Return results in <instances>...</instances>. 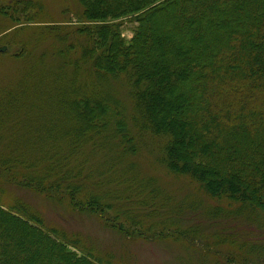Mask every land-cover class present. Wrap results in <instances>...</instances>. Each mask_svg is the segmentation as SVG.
<instances>
[{"label":"trees","instance_id":"1","mask_svg":"<svg viewBox=\"0 0 264 264\" xmlns=\"http://www.w3.org/2000/svg\"><path fill=\"white\" fill-rule=\"evenodd\" d=\"M76 1L82 10L76 32L83 39L81 60L71 59L75 69L82 61L99 76V84L104 77L122 80L128 107L105 91L107 83L98 89L101 95L76 90L72 78L69 87L61 88L59 78L60 85L48 90L44 80L64 70L68 77L63 60L71 57L64 49L53 50L49 58L57 62L56 74L39 73L40 84L30 97L52 93L54 117L74 128L51 126L43 134L45 141L58 136L78 151L97 138L99 146L134 156L139 140L151 145L148 138L153 140L167 125L163 140L151 145L158 163L173 175L194 180L210 196L238 204L230 214L254 217L264 227V0ZM10 8L25 19L22 25L33 23L34 10L41 6L17 0ZM218 20L224 25L217 28ZM125 22L134 24L130 38L123 35ZM59 28H52V34L61 43ZM47 55L40 52L33 58L46 64ZM131 132L139 139L131 138ZM11 143L29 173L18 185L4 182L8 161L20 167L21 161L0 159V264H116L115 256L100 255L84 247L81 237L47 225L25 201L5 200L4 187L13 185L99 217L109 207L99 196L84 194L72 168L53 178L42 165L48 168L46 161H28L35 157L22 150L28 142L14 138ZM102 220L128 236L114 219Z\"/></svg>","mask_w":264,"mask_h":264},{"label":"rangeland","instance_id":"2","mask_svg":"<svg viewBox=\"0 0 264 264\" xmlns=\"http://www.w3.org/2000/svg\"><path fill=\"white\" fill-rule=\"evenodd\" d=\"M14 1L17 0H0V47H6L0 53V159H18L21 167L9 160L8 169L3 170V181L18 185L29 173L13 150L11 140L28 142L30 145L22 150L35 156L28 161H46L48 168L42 165L51 176L72 168L78 173L75 181H81L84 194L97 195L101 203L108 204V209L102 208L107 209L101 213L104 220L114 219L129 233L124 236L109 228L98 216L100 213L74 210L66 202L50 201L36 190L7 185L5 200L25 201L43 215L47 225L64 230L68 236L81 237L84 247L100 255L115 256L116 264H264V227L254 217L230 214L238 204L210 196L194 180L173 175L158 163V152L151 145L163 140L167 125L153 140L148 138L151 145L139 140L134 156L99 146L97 138L78 151H71L69 143L60 142L58 136L45 141L43 134H49L51 126L74 128L73 124L60 123L59 116L54 117L51 102L56 100L52 93L35 99L30 97L40 84L36 79L39 73L56 74L57 62L49 58L51 51L64 49L71 57L63 60L68 77H64L65 70L47 77L44 80L47 89L54 88L56 83H61V88L69 87L68 81L72 78L76 90L101 95L98 89L107 83L109 90L105 91L120 100L122 107H128V90L120 79L104 77L99 84V76L82 61L75 69L76 63L71 59L80 58L83 39L76 32L82 26L78 20L82 10L76 0H31L37 1L41 8L34 10L33 23L22 25L19 24L25 19L17 17L18 12H11ZM215 25L218 28L224 23L218 20ZM132 26L131 22L123 24L126 38L132 36ZM57 27L63 36L61 43L52 34V28ZM24 46L25 52L21 55ZM40 52L48 53L50 60L46 64L33 58ZM16 53L21 57H14ZM129 112L124 113L129 116ZM128 127L131 126L128 124ZM130 136L139 139L140 135L131 132ZM139 231L142 233H136Z\"/></svg>","mask_w":264,"mask_h":264},{"label":"water","instance_id":"3","mask_svg":"<svg viewBox=\"0 0 264 264\" xmlns=\"http://www.w3.org/2000/svg\"><path fill=\"white\" fill-rule=\"evenodd\" d=\"M5 50H6V47L5 46H1L0 47V53H3Z\"/></svg>","mask_w":264,"mask_h":264}]
</instances>
